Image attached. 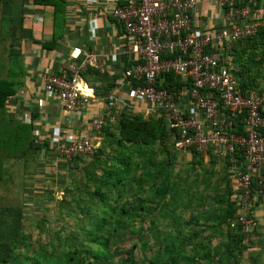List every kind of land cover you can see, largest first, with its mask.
<instances>
[{"label":"built area","instance_id":"1","mask_svg":"<svg viewBox=\"0 0 264 264\" xmlns=\"http://www.w3.org/2000/svg\"><path fill=\"white\" fill-rule=\"evenodd\" d=\"M252 1L209 0L207 16L199 13L197 0H82L78 3L95 13L88 22L78 17L73 0L67 9V23L86 21L92 37L95 18H102L105 24L106 20L112 22L110 34L121 40L120 52L130 60L122 73L129 95L145 104L142 111L146 116H161L166 121L168 141L175 152L227 158L232 197L238 206L236 221L247 234L242 240L246 246L250 245L248 233L256 225L250 211V183L255 179L260 186L264 171V97L240 94L229 70L230 57L224 53L233 42L264 26L261 10L250 13ZM67 55L70 62L62 64L56 74L41 73L39 81L63 111L82 114L96 98L78 71L85 66L101 70L100 60L76 46ZM168 74L182 83L179 89L172 86L167 92L160 88ZM108 98L109 107L114 99ZM105 115H95L87 132L79 133L75 140L56 141L50 147L53 160L65 163L72 157L90 155L98 146L91 133H98ZM237 115L242 116L240 134H236L238 125H232Z\"/></svg>","mask_w":264,"mask_h":264},{"label":"trees","instance_id":"2","mask_svg":"<svg viewBox=\"0 0 264 264\" xmlns=\"http://www.w3.org/2000/svg\"><path fill=\"white\" fill-rule=\"evenodd\" d=\"M30 1L32 5L50 8L51 35L49 40L43 42L32 40L33 43L40 44L42 48L50 49L64 33L69 15L67 9L70 8L71 4L69 0ZM1 4L2 0H0V8ZM242 5L243 3L236 4L235 7ZM83 7L85 8V6ZM249 7L250 13L259 9L264 14V0H253ZM17 43L14 38L10 40L0 36V264L12 258L13 246L18 244L21 239L18 232L21 230L19 229V220L22 215L24 177L33 175L37 170L39 150L48 149L46 142L37 143L36 136L32 134L35 129L31 121H34L36 115L31 114L28 122H21L12 117L6 107L9 98L14 96L21 85L19 79L22 72L17 55L13 52ZM224 55L230 56L229 70L232 75L237 76L236 86L242 96L249 95L245 93L246 91L252 90L260 93L264 90V26L258 27L252 36L233 42L230 50ZM123 57L124 63L120 68L121 74L130 65V60L125 56ZM78 74L92 89L95 98L100 99L105 105L110 102L109 93L114 88V79L118 75L106 76L104 71L92 66H85L78 71ZM181 85L182 83L176 77L168 74L163 76L160 88L171 92L172 86L179 89ZM109 108L110 115H114V120L110 122L108 116H104L103 124L98 131L103 134L104 143L102 146L99 145L98 150L96 149L92 155L93 166L98 163L106 166V175L104 176L106 180L101 188L98 187L89 192L92 196L98 195L100 197V190L106 189V219L101 217L102 222L95 225L97 233L106 231V238L100 242L101 239L91 236L90 241L99 244L100 248L106 247L107 249L111 243L114 245L117 240L115 237L118 234L123 233V236L133 234L138 238L139 248L144 250L147 245L149 246V239L144 237L142 225L148 221L146 229L153 243L151 245L156 246L158 251L154 257L148 260L141 259V264H201V262L204 264H227L235 258L234 255L243 254V249L245 250L248 246L242 244V240L247 234L242 232L241 226L236 221L238 206L236 199L232 197L234 193L229 185L231 175L227 158L223 159L225 167L228 168V172L225 173L222 181L223 193H220L217 187L213 188L212 186V202H205L201 205L203 207L200 206L198 216L193 214L188 220L181 221L175 213L185 207L184 202H180L178 193L180 190L176 188L177 184L174 183V178L170 175L173 153L168 151V148L171 150L173 148L168 141L166 121L161 116H143L130 110L116 111L113 105ZM262 114L264 115V112ZM241 119L242 116L237 115L232 120V125H238L236 134H240L242 131ZM154 146L160 155L165 152L170 157L167 160H161L162 163L152 162ZM106 149L108 152L105 153ZM104 153L106 154L105 158L100 160V157L97 156H102ZM235 154L238 156V152ZM189 155L191 166L192 164H199L196 159L201 160V155L195 152H190ZM208 155L212 163L214 157L211 153ZM74 158L78 159L76 156L69 161L74 160ZM239 160L241 161V158ZM69 161L59 162L66 166ZM131 171L133 175L135 174L132 182L138 189L136 195L139 197L138 205H135V208H130L135 211V217H132L131 211L125 210L123 207L117 209V202L114 200L109 202L113 197L117 200L126 194L128 191L126 183L130 181L129 173ZM207 176L203 181L205 186L209 185V177ZM143 186L147 188L144 189ZM147 190H150L151 194L144 198ZM184 191L182 190V192ZM184 194L186 207L191 209L192 196L185 192ZM263 196L264 171H261L260 186L256 185L255 179H251L250 211L254 213ZM134 197L138 198L135 195ZM254 197L255 201H252ZM157 209L161 212H156ZM261 209L264 210V205ZM126 219L130 220L126 221ZM157 223L162 224L167 231L171 230L173 233L170 231L162 233L158 230ZM105 225L106 229L104 228ZM134 225L137 228H134ZM221 225L226 228L224 233L218 230ZM210 230L215 232L211 239L216 243L224 240L218 244L219 246H211V239L205 241L206 243L195 241V238L199 237L201 233L206 231L208 233ZM252 233V230L248 233L249 244L253 242ZM179 236L182 238L180 242L178 241ZM186 246H190L189 253L183 251ZM176 248L179 250L177 254L180 252L178 256L173 255ZM108 259L106 254V264H111ZM214 259L216 260L213 261ZM236 259L235 261L238 262ZM95 260L97 261L99 258L91 256L89 259L80 260L76 264H104L95 263Z\"/></svg>","mask_w":264,"mask_h":264},{"label":"rangeland","instance_id":"3","mask_svg":"<svg viewBox=\"0 0 264 264\" xmlns=\"http://www.w3.org/2000/svg\"><path fill=\"white\" fill-rule=\"evenodd\" d=\"M229 50L230 48L227 51ZM225 57L229 58L230 56L225 55ZM233 77L237 84V76L233 74ZM245 93L264 97V90L260 93L252 90ZM155 147H153L154 156H152V162L162 163L161 160H167L170 157L165 152L162 153L163 156L160 155L158 150H155ZM97 148L99 147L97 146ZM96 149L93 152H96ZM168 151H172L173 153L170 175L174 178V183L177 184L176 188L180 190L178 192L181 199L180 202H184L183 205L185 207L183 210H178L175 214H177L181 221H186L193 214L198 216L200 206L205 202H212V186L213 188L217 187L219 192L223 193L224 185L222 181L224 180L225 173L228 172V168L225 167L223 159L214 157L211 163L209 156L206 158L201 157V160L196 159L199 164H192L191 166V161L187 156L179 155L170 148H168ZM93 152L90 155L78 156V159L74 158V161L72 159L67 166H63L64 163H61V167L58 166L59 162H56L57 164L53 163V158L45 160L47 158L46 155L37 159V170L34 174L43 169L47 170L46 175L51 174L50 177H47L49 178V181H47L49 185L47 186L46 184L45 188L41 186L44 190L36 192L37 189L35 190L33 185V180L36 177H32L34 174L28 175L26 178L24 177L27 183H25L23 189L22 215L19 220V229L21 230L18 232L21 239L18 244H14L13 246L12 258L3 264H76L78 261L89 259L91 256L99 258V260H95V263L106 264V254L111 264H141V259L148 260L156 255L158 248L151 245L153 243L146 229L148 221H145L142 225L144 237L149 239V246L147 245V248L144 250L139 248L138 238L133 234H126L125 236H123V233L118 234L115 237L117 240L114 245L111 243L107 249L106 247L100 248L99 244L90 241L92 239L91 236L98 237L101 239L100 242L103 238H106V231H100L99 233L95 231V225L102 222L100 218L106 219V189L100 190V197L89 194L93 189L101 188L103 182L106 180L104 179L106 166L100 165V163L93 166ZM104 152L106 153L108 150L106 149ZM105 153L97 157L103 160L106 156ZM60 171L65 175V181L73 180V185L71 184L72 189H69L70 192L67 187L68 184L65 186L67 192H62L63 186L61 182L58 183L60 181L58 176ZM206 176L209 177L208 186H205L203 183ZM37 178L42 180L41 178L43 177L38 175ZM47 178L45 179L48 180ZM134 178L135 174L133 175L131 171L129 173L130 181L126 183V189L128 190L126 194L117 200L114 197L109 200V202H113V200L117 202V209L123 207L125 210L131 211L132 217H135V211L131 209L135 208V205H138L139 199L136 195L138 189L134 185V182H132ZM130 187L132 188L131 191ZM143 188L146 189L147 187L143 186ZM182 190H185V193L192 196L191 209L186 207V196ZM150 194L151 191L147 190L143 197H148ZM134 195L138 198H135ZM252 201H255V197ZM259 203L253 213L256 225L252 230V244L245 250L243 249V254L240 256L234 255L238 262L233 258L227 264H234V262L235 264H264V210L261 209L264 205V196ZM156 212L160 213L161 210L157 209ZM129 220L126 219V221ZM156 226L159 227L158 230L162 233L172 232L171 230L167 231L160 223H157ZM104 228L106 229V225ZM134 228L137 227L134 225ZM134 228L132 227V230ZM225 229L224 225L218 228L221 233H224ZM125 232L127 233V231ZM214 233L211 230L208 233L207 231L203 232L199 237L195 238V241L206 243L205 241L210 240ZM178 238L180 242L182 238L180 236ZM222 242L220 240L216 243V241L211 239L210 245L219 246L218 244ZM189 248L190 246H186L183 251L187 253L190 250ZM178 251V248H176L173 255L178 256L180 253L177 254ZM201 264H204V262H201Z\"/></svg>","mask_w":264,"mask_h":264},{"label":"crops","instance_id":"4","mask_svg":"<svg viewBox=\"0 0 264 264\" xmlns=\"http://www.w3.org/2000/svg\"><path fill=\"white\" fill-rule=\"evenodd\" d=\"M73 1L78 6L76 8L78 17H83L86 21L95 17V13L90 12L87 6L83 7L81 4L82 0ZM208 1L197 0L200 14L209 15L210 8ZM50 13V8L32 5L30 0H2L0 8V36L10 40L14 38V41L18 42L13 52L17 55L22 72L19 79L21 85L14 96L9 98L6 107L12 117L21 122H28L31 114L36 115L34 121H31L35 129L36 142L41 144L42 142H46L48 148L46 150L44 148L40 149L37 159L46 155L47 158L45 160L52 159L50 147L56 141L66 142L67 140H75L79 133L87 132L89 121L98 113L104 112L110 122L114 120V115H110V108L98 98L87 107L84 113L74 114L63 111L57 100L48 96L42 90L39 75L43 72L56 74L62 64L70 62L67 54L72 47H84L86 50L93 52L97 56V59L100 60L101 71H104L106 76L113 77L118 75L114 79V88L109 93V96H112L114 99L113 106H115L116 111L130 110L146 116L142 111V109H145V104H138L129 95V85L122 78L120 70L124 63V57L120 52L122 44L119 38L112 37L110 34L114 26L112 22L106 20L105 24L102 18H95L96 31L94 30L95 35L93 37L89 30L91 28L87 24L88 21L82 24L68 22L64 33L56 43L50 49H44L40 44L33 43L32 40L41 42L49 40L51 35ZM208 24L210 22H207ZM91 135L96 140L98 146H102L104 143L102 140L103 134L91 133ZM178 154L187 156L190 159V155L187 153L180 152ZM53 163H56V161L54 160ZM58 164L61 167V162ZM46 172L47 170L43 169L32 176L36 177L33 180L34 189H37L36 192L43 189L41 186L46 187L45 185L49 181L47 177L51 176L50 173L46 175ZM95 174L97 173L95 172ZM38 175L43 177L41 178L42 180L37 178ZM58 176L60 179L58 183L61 182L63 186L62 192H67V188H65L66 184H68V190H71L73 180L65 181V175L62 171L59 172ZM26 181L24 180V186L27 183ZM256 215L258 216V214Z\"/></svg>","mask_w":264,"mask_h":264}]
</instances>
